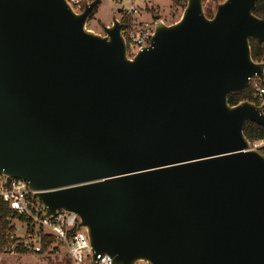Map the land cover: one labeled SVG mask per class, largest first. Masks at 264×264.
Segmentation results:
<instances>
[{
  "label": "water",
  "instance_id": "water-1",
  "mask_svg": "<svg viewBox=\"0 0 264 264\" xmlns=\"http://www.w3.org/2000/svg\"><path fill=\"white\" fill-rule=\"evenodd\" d=\"M102 0H0V174L25 180L46 207L79 215L115 264H264V126L231 105L264 65L259 0H225L209 18L186 0L156 19L130 58L117 15L88 28Z\"/></svg>",
  "mask_w": 264,
  "mask_h": 264
},
{
  "label": "built area",
  "instance_id": "built-area-1",
  "mask_svg": "<svg viewBox=\"0 0 264 264\" xmlns=\"http://www.w3.org/2000/svg\"><path fill=\"white\" fill-rule=\"evenodd\" d=\"M94 0H67L77 13H83L86 7ZM123 7L118 9L119 19L124 24L122 35L128 46L129 57L152 45L153 36L156 31V19L147 20L150 11V3L147 0H116ZM225 0H203L206 15L212 18L218 6ZM126 2L127 5L124 3ZM212 14L210 17L208 14ZM261 63L264 65V44ZM250 92L248 100L264 110V68L263 77L255 76L249 85ZM253 147L261 149L264 147V139L253 143ZM34 191L30 189L29 183L22 179L10 178L0 174V202L7 204L15 218H25L38 231L35 235L27 232V237L11 236L10 241L0 248V255L17 254L21 246L28 253H39L43 250L42 236L38 233L43 231L44 235L54 237L56 245L67 248L72 264H115L113 258L108 254H99L96 258L95 251L91 245L87 231L78 229L80 217L74 212L61 211L53 217H46L47 210L43 202L36 198ZM11 220V219H10ZM35 236L39 242H35Z\"/></svg>",
  "mask_w": 264,
  "mask_h": 264
},
{
  "label": "rangeland",
  "instance_id": "rangeland-1",
  "mask_svg": "<svg viewBox=\"0 0 264 264\" xmlns=\"http://www.w3.org/2000/svg\"><path fill=\"white\" fill-rule=\"evenodd\" d=\"M150 3V10L159 15L166 24L171 25L180 20L182 14L186 8L178 0H147ZM182 1V0H180ZM126 5L127 3L124 2ZM124 4L118 3L116 0H102L98 5L94 15L88 22V28L95 31L98 34L104 35L102 25H111L113 17L117 15L120 19L121 15L118 14V9L123 7ZM187 5V3H186ZM153 18L152 14H149L147 20ZM134 51L131 52L133 56ZM12 225L14 230H11V236L14 235L26 238L29 227L25 222L18 221L13 218ZM38 231V228L35 229ZM30 231V229H29ZM9 233V232H8ZM38 238L40 236H37ZM35 242H39L38 238ZM72 261L68 255V251L61 245H52L49 249H43L39 253H28L19 249L17 254L0 255V264H71ZM146 264V263H141Z\"/></svg>",
  "mask_w": 264,
  "mask_h": 264
},
{
  "label": "trees",
  "instance_id": "trees-1",
  "mask_svg": "<svg viewBox=\"0 0 264 264\" xmlns=\"http://www.w3.org/2000/svg\"><path fill=\"white\" fill-rule=\"evenodd\" d=\"M177 2L182 4L184 7L186 6V3H187L186 0H182V1L178 0ZM151 13L155 19H157V17H159V15L154 11V9H152ZM254 13L258 17L264 18V0L258 1L257 7H256ZM208 15L210 17L212 16V14H210V13ZM263 44H264V41L260 42L256 39H251L252 55H253L254 60L257 62H261L262 55H263V49H262ZM249 92H250V89H247L243 93L231 94L229 96L230 104L236 105L242 101L251 100L249 97ZM245 135L248 137V139L252 143H255L259 140H263L264 139V126L259 125L258 123L253 122V121H248L246 124V127H245ZM260 150L264 153V147H262ZM13 218H15V216L13 215V212L10 209V207L5 203L0 202V248H2L5 244H7L10 241V238L8 236V232H10L11 230H14L13 225H12ZM15 219H17L18 221H21V222H27V220L25 218H22V217L21 218H15ZM28 225H29L28 227L30 229V231L28 229V232H30L32 235H35L37 233L35 228L32 227L30 224H28ZM38 233H40L42 236L41 237L42 238L41 243H42L43 249L47 250L52 245L55 244L54 237H52L50 235H44L42 230H40ZM21 250H23L22 246H21Z\"/></svg>",
  "mask_w": 264,
  "mask_h": 264
},
{
  "label": "crops",
  "instance_id": "crops-1",
  "mask_svg": "<svg viewBox=\"0 0 264 264\" xmlns=\"http://www.w3.org/2000/svg\"><path fill=\"white\" fill-rule=\"evenodd\" d=\"M62 246V245H61ZM67 249V248H66ZM68 251V250H67ZM68 255H69V253H68ZM69 257H70V255H69ZM70 259H71V257H70ZM72 261V260H71ZM72 264V263H71Z\"/></svg>",
  "mask_w": 264,
  "mask_h": 264
},
{
  "label": "flooded vegetation",
  "instance_id": "flooded-vegetation-1",
  "mask_svg": "<svg viewBox=\"0 0 264 264\" xmlns=\"http://www.w3.org/2000/svg\"><path fill=\"white\" fill-rule=\"evenodd\" d=\"M103 26V25H102ZM103 28V27H102Z\"/></svg>",
  "mask_w": 264,
  "mask_h": 264
}]
</instances>
